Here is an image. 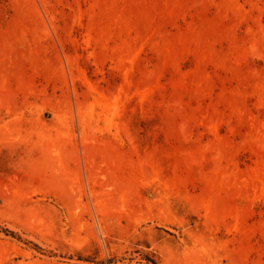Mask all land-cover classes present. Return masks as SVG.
<instances>
[{
    "label": "rangeland",
    "instance_id": "374dc122",
    "mask_svg": "<svg viewBox=\"0 0 264 264\" xmlns=\"http://www.w3.org/2000/svg\"><path fill=\"white\" fill-rule=\"evenodd\" d=\"M0 264H264V0H0Z\"/></svg>",
    "mask_w": 264,
    "mask_h": 264
}]
</instances>
